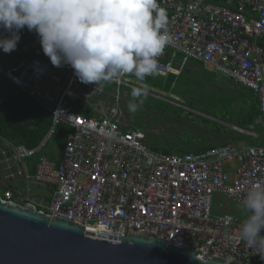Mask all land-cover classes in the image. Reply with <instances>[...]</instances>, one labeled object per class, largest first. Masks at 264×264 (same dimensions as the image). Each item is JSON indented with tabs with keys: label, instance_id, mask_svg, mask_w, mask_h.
<instances>
[{
	"label": "built area",
	"instance_id": "1",
	"mask_svg": "<svg viewBox=\"0 0 264 264\" xmlns=\"http://www.w3.org/2000/svg\"><path fill=\"white\" fill-rule=\"evenodd\" d=\"M158 3L167 11L171 37L159 57V73L176 70L174 51L208 63L252 89L264 118V0ZM19 34L26 36L27 27ZM9 35L0 27V37ZM39 44L37 35L34 45ZM37 51L43 52L40 47ZM5 62L0 50V77L49 110L52 125L33 147L0 135L1 196L82 223L88 234L120 239L131 231L154 230L168 245L201 249L204 260L220 255L264 264V258L239 238L241 218L212 211L214 193L238 203L251 185L264 184V145L229 142L203 151L163 152L145 143L143 130L123 125L117 105L98 100L88 103L91 116L77 112L74 102L80 100L84 83L71 66L65 70L70 73L65 84L41 58L25 59L13 67ZM124 76L114 82L129 84L121 79ZM61 124L70 132L56 161L41 152ZM38 154L31 170V160Z\"/></svg>",
	"mask_w": 264,
	"mask_h": 264
},
{
	"label": "clouds",
	"instance_id": "2",
	"mask_svg": "<svg viewBox=\"0 0 264 264\" xmlns=\"http://www.w3.org/2000/svg\"><path fill=\"white\" fill-rule=\"evenodd\" d=\"M0 27L10 33L0 37L4 53L17 48L27 27L53 66L69 65L80 82L101 87L122 75L141 82L157 76L159 57L171 44L158 0H0ZM130 95L127 108L135 114L147 89L135 87ZM238 204L239 238L264 258V184L251 185Z\"/></svg>",
	"mask_w": 264,
	"mask_h": 264
},
{
	"label": "water",
	"instance_id": "3",
	"mask_svg": "<svg viewBox=\"0 0 264 264\" xmlns=\"http://www.w3.org/2000/svg\"><path fill=\"white\" fill-rule=\"evenodd\" d=\"M84 224L0 195V264H246L187 245L173 247L154 230L120 239L84 232Z\"/></svg>",
	"mask_w": 264,
	"mask_h": 264
},
{
	"label": "rangeland",
	"instance_id": "4",
	"mask_svg": "<svg viewBox=\"0 0 264 264\" xmlns=\"http://www.w3.org/2000/svg\"><path fill=\"white\" fill-rule=\"evenodd\" d=\"M174 55L177 59L184 58V55L178 51H174ZM184 59L186 60V58ZM197 63L200 68L208 73L215 72L219 78L218 82H209V85H205L201 77H199V80L196 78L192 79L190 74L184 70L183 74L175 77L176 80L171 85L172 89L168 90L165 88V84L170 79V75L158 74L155 77L149 76L144 82L138 81L134 76L125 75L122 78L123 80L127 79L131 84L147 89V100L138 106V111L135 114H131L128 111V102L124 99L126 97L131 101L130 94L132 89L129 87L121 90L120 99H116L115 96L118 88L109 90L102 87L105 90L104 92H101L98 87H89L85 84H82L80 88L84 91L92 92L91 100L95 98L103 100L109 106L116 105V100L118 103L120 102V109H122V106L124 110L127 109L119 114L121 116L123 114L126 117L128 124L135 125L143 130L146 134L145 143L154 149H164L165 147L173 146L174 148L170 150L171 153H182L188 148H184L181 145H186L185 147L187 145L200 147L209 142L221 144L228 139V136L221 134L227 128L257 138L259 135L257 132L244 130L236 126L232 121L231 111H233L234 105L226 102L227 98L224 93L231 96H239L229 86L234 81L220 72L214 71L213 66L208 63ZM194 72L197 76L201 75L198 68ZM215 80L217 81V77ZM197 81L198 85L195 83ZM221 83L224 84L222 85ZM235 84L240 85L238 83ZM154 94L161 96L162 99L154 97ZM164 99L178 101L184 107H177ZM125 104L126 106H124ZM195 112L206 115L203 117ZM224 126L227 128H224ZM203 135H205L204 138ZM262 137L264 139V134ZM235 143L243 145L249 142L244 139L235 141ZM33 191L39 192L38 189H33ZM212 211L218 214L232 213L242 219L239 204L228 199L223 193L213 194Z\"/></svg>",
	"mask_w": 264,
	"mask_h": 264
},
{
	"label": "trees",
	"instance_id": "5",
	"mask_svg": "<svg viewBox=\"0 0 264 264\" xmlns=\"http://www.w3.org/2000/svg\"><path fill=\"white\" fill-rule=\"evenodd\" d=\"M34 41V31L21 38V47H19L17 51L4 53L6 56L12 54L11 58L13 60H8L10 57L6 58L5 65L7 67H13L17 65L23 58H32L36 56V54L28 49L30 48V44ZM261 43L262 45H264V39L261 41ZM204 72L208 73L205 70ZM209 75L211 79H215L216 77H218L215 72L209 73ZM175 76V74H170V77ZM171 82L172 81H168V84L165 85V88L170 89ZM221 84L223 85L224 83ZM229 86L232 91H235L239 94V96L236 97L224 93L227 98L226 102L228 104L234 105L233 111H231V115L233 116L232 121L236 126H239L244 130H252L254 132H257L259 135L257 138H253L251 135L242 134L234 130H229L226 126H224V128L227 129H225V131L221 134L223 136H228V139L226 141H223L222 143H229L246 139L250 144L264 145V139L262 137L264 134V118L261 117L260 102L258 98L255 96L252 90L237 85L234 82L230 83ZM103 87L109 90L118 88V91H120L121 94V90L125 89L127 86H120L113 81ZM96 101V98L93 99V102ZM82 112L87 116L92 115L91 109L89 107L84 108ZM51 125L52 114L45 107L37 103L19 87L14 85L9 79L4 76L0 77V134L2 136L14 143H22L27 146L33 147L41 141V139L49 131ZM69 132L70 128L67 125L61 124L57 126L50 144L63 147ZM204 137L205 135H203V138ZM214 146L215 144L209 142L201 145L198 148H188L184 152L191 150L203 151ZM171 148L174 147L169 146L165 147L164 149H156L171 153Z\"/></svg>",
	"mask_w": 264,
	"mask_h": 264
},
{
	"label": "crops",
	"instance_id": "6",
	"mask_svg": "<svg viewBox=\"0 0 264 264\" xmlns=\"http://www.w3.org/2000/svg\"><path fill=\"white\" fill-rule=\"evenodd\" d=\"M30 33V31L28 30V34ZM27 34V35H28ZM26 35V36H27ZM36 36H37V34L35 33V41H36ZM21 38H23V37H25V36H20ZM21 38H20V40H19V42H18V44H17V48L14 50V51H17L18 49H19V47H21ZM34 41V42H35ZM34 42L33 43H31L30 44V48H28L29 50H31V52H33L34 54H36V56H34V57H32V58H29V57H26V58H23V59H21V61L22 60H25V59H33V58H41V59H43V60H45V61H47L51 66H53L52 64H51V62H50V59L43 53V52H38L37 51V49H38V47H40V48H42L41 47V44H39L37 47H36V45H34ZM3 54H4V52H3ZM11 56H12V54H10V55H5L4 54V57H5V60H6V58H9L8 60H10V61H13L12 60V58H11ZM14 56H15V54H14ZM184 58H186L185 56H184ZM183 57L182 58H180V59H177L176 57H175V60L173 61V67L176 69H174L175 71H172V72H170V73H168V74H166V75H170V74H175L176 76H178V75H181V74H183V72H185L184 70H186V72L187 73H189L190 74V76L192 77V79L193 78H196V79H198L199 80V77H201L202 78V80H203V82H204V84L206 85H209V82H218V77H217V81L215 80V79H211L209 76V73H205L204 72V70L202 69V68H200L199 67V64L197 63V61L196 60H194V59H191V58H186V60L184 59ZM188 59V60H187ZM196 61V62H195ZM195 62V63H194ZM197 63V64H196ZM200 63V62H199ZM67 66L68 65H64L63 67H55V66H53L55 69H56V73H58V74H60L61 76H62V78H63V80H64V83L66 84L68 81H69V79H70V73H69V70L68 71H65L66 69H67ZM200 69V72H201V75L200 76H197L196 74H195V72L194 71H196V69ZM214 69V68H213ZM215 71V70H214ZM66 74H68V75H66ZM159 74H161V73H159ZM161 75H164V74H161ZM196 75V76H195ZM175 76V77H176ZM125 77V76H124ZM175 77H170V79L168 80V81H172L171 83H170V89H172V84L174 83V81L176 80L175 79ZM123 77H121V79H122ZM123 80V79H122ZM168 81L166 82V84L165 85H167L168 84ZM128 83L129 84H126V83H122V82H120V84H118V85H125V86H127V87H129V88H131V89H133V88H135V87H137L136 85H133V84H131L129 81H128ZM197 85H198V81L197 82H195ZM131 84V85H130ZM89 87H98L99 88V90L101 91V92H104L105 90L102 88V87H100V86H98V85H94V84H87ZM170 89H168V90H170ZM175 90V89H174ZM23 91V90H22ZM176 91V90H175ZM53 92H55V89H53ZM80 92H81V94L79 95L81 98H80V100H78V101H75L74 103H75V105H74V107H75V110L77 111V112H79V113H81V114H83V115H85L83 112H82V110L84 109V108H86V107H89L90 109H91V106L88 104V103H94L93 102V100H91V97H92V92H88L87 90H83V89H81L80 88ZM176 92H179V91H176ZM120 91H117L116 93H115V96H116V99L118 98V99H120ZM154 97H157V98H160V99H162L161 98V96H159V95H157V94H154L153 95ZM33 99V98H32ZM124 99L129 103V99L128 98H126V97H124ZM164 100H166V101H168L169 103H171V104H173V105H175V106H177V107H184L182 104H180L178 101H175V100H168V99H164ZM98 101V100H97ZM117 106H118V114L121 112L122 113V111H125L124 109H123V106H122V109H120V107H119V104H120V102L118 103V101L116 100V103H115ZM124 106H126V104L124 105ZM79 110H81V111H79ZM49 111V110H48ZM50 112V111H49ZM91 112H92V109H91ZM51 113V112H50ZM196 114H201L200 116H203V117H205L204 115H206V114H203V113H199V112H195ZM52 114V113H51ZM92 114H93V112H92ZM87 116V115H86ZM89 116H91V115H89ZM124 118H123V117ZM122 116H121V114H119V117L121 118V121H122V123H123V125H128L129 127H131V126H133V125H131V124H128L127 122H126V117L122 114ZM66 125V124H65ZM68 126V125H67ZM135 126V125H134ZM69 127V126H68ZM1 135V134H0ZM46 135V134H45ZM54 135V134H53ZM4 137V136H3ZM68 137V136H67ZM67 137H66V140H67ZM5 138V137H4ZM6 139V138H5ZM43 139V138H42ZM41 139V140H42ZM52 140V139H51ZM51 140L48 142V145H47V147L46 148H44L43 149V151L41 152V154L43 153V154H45V155H47L49 158H51V159H53V160H56V161H58V160H60L61 159V156H62V154H63V150H64V147H65V144L63 145V147H59L58 145H54V144H50V142H51ZM65 143H66V141H65ZM39 144V143H38ZM36 146V145H35ZM182 147H184V148H190V149H194V148H198V147H195V146H190V145H187V147H185L186 145H181ZM45 150H46V152H45ZM39 156H40V154H38V155H36L31 161H32V163H33V165L31 166V170H33L34 168H35V164H36V162H37V160H38V158H39ZM227 197V196H226ZM228 198V197H227ZM229 199V198H228ZM231 200V199H230ZM233 201V200H232ZM235 202V201H234ZM218 214V213H217ZM237 216V215H236Z\"/></svg>",
	"mask_w": 264,
	"mask_h": 264
}]
</instances>
